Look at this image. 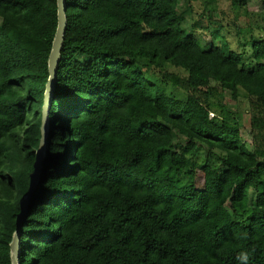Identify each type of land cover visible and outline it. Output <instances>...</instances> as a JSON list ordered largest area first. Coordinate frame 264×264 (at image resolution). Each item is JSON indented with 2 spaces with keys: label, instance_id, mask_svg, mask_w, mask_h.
Here are the masks:
<instances>
[{
  "label": "trees",
  "instance_id": "trees-1",
  "mask_svg": "<svg viewBox=\"0 0 264 264\" xmlns=\"http://www.w3.org/2000/svg\"><path fill=\"white\" fill-rule=\"evenodd\" d=\"M65 4L19 264H264V37L248 67L226 41L204 49L179 0ZM56 26V0H0V264L33 171Z\"/></svg>",
  "mask_w": 264,
  "mask_h": 264
},
{
  "label": "rangeland",
  "instance_id": "rangeland-1",
  "mask_svg": "<svg viewBox=\"0 0 264 264\" xmlns=\"http://www.w3.org/2000/svg\"><path fill=\"white\" fill-rule=\"evenodd\" d=\"M191 9L183 12V10ZM178 9L187 20L185 30L198 36L204 49L210 45H218L226 41L229 48L241 54L248 67L254 65L251 52L252 40L264 37V12L257 0H248L242 4L240 0H215L214 3H187L179 0ZM204 11L203 18L198 13ZM193 21L197 22L192 26ZM229 100V92L225 93ZM216 98L212 99L215 102ZM237 105L240 117V133L244 143L252 149V129L250 125L249 101L244 92H240ZM212 115V113H211ZM179 138L176 136V139Z\"/></svg>",
  "mask_w": 264,
  "mask_h": 264
},
{
  "label": "water",
  "instance_id": "water-1",
  "mask_svg": "<svg viewBox=\"0 0 264 264\" xmlns=\"http://www.w3.org/2000/svg\"><path fill=\"white\" fill-rule=\"evenodd\" d=\"M57 5V26L55 33L52 39L51 49L48 55V78L45 84V90L43 95V104L41 108V124H40V138L39 144L35 151V158L33 162V171L30 174V180L28 185V190L26 194L20 200V212L16 217L17 227L13 232L12 239L10 241V259L11 264H19V255H20V238H19V229L26 215V209L28 202L30 200L31 194L34 191L39 172L42 165V158L44 155V146L46 141V135L48 130V109L50 105V99L52 91L54 88L56 80V69L58 62L60 60V51L63 42V35L67 25L66 18V4L65 0H56Z\"/></svg>",
  "mask_w": 264,
  "mask_h": 264
}]
</instances>
